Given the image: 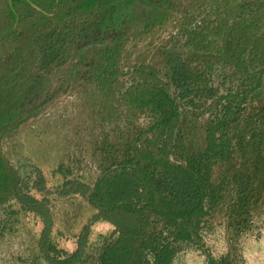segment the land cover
I'll return each instance as SVG.
<instances>
[{"label": "rangeland", "instance_id": "1", "mask_svg": "<svg viewBox=\"0 0 264 264\" xmlns=\"http://www.w3.org/2000/svg\"><path fill=\"white\" fill-rule=\"evenodd\" d=\"M170 1L174 6L164 24L147 33L142 31L141 20L126 28L129 38L121 47L125 75L122 80L128 78L133 67L146 64L171 84L174 94L179 89L172 82L171 55L194 70H203L207 63L214 65L207 89L178 100L185 115L177 129L189 156L206 149L208 132L223 117L229 103L227 97L238 94L248 83L243 70L219 56L226 51L225 41L238 38L241 33L234 26L238 16L230 9L243 0ZM142 10L138 8L139 13ZM99 18V14L76 13L66 22L51 25L37 37L33 47L22 46L25 51L22 69L28 68L30 72L27 80L30 74H35L46 86L38 88L42 91L40 95L38 91L35 93L37 115L0 141V152L23 180V193L39 201L47 200L54 221L52 238L60 249L75 251L83 227L90 225L86 257H90L89 264H99L97 258L105 243L117 237L116 227L104 220L94 222L98 211L91 206L89 193L75 192L92 187L100 173L118 161L115 152H125L139 132L155 123V116L146 109L126 118L127 105L115 104L117 112L110 117L100 82L93 72L101 61L99 49L103 44L78 36L81 27L87 28ZM249 19L242 20L248 21L246 29L251 24ZM31 22L24 15L22 27L30 28ZM223 23L229 26V32L222 38L206 34L208 28L216 30ZM263 26H254L252 30L264 31ZM202 32L208 38L198 39ZM46 42H53L59 59L41 69L34 54L39 56ZM16 47L8 50L0 45V63L16 53ZM64 53L67 59L63 60ZM130 85L129 81L122 91ZM234 107L241 121L230 127H240L241 136L233 142L239 153H230L226 161L213 162L211 169L216 179L238 169L237 178H231L235 188L224 189L220 194L202 223L199 241L174 244L171 264H211L212 259L218 261L227 255L233 264H264V83L260 95ZM219 133L215 136L219 137ZM42 228L41 220L23 210L16 199L0 206V264L24 261L46 264L39 258L37 246ZM163 228L161 224L156 229Z\"/></svg>", "mask_w": 264, "mask_h": 264}, {"label": "trees", "instance_id": "2", "mask_svg": "<svg viewBox=\"0 0 264 264\" xmlns=\"http://www.w3.org/2000/svg\"><path fill=\"white\" fill-rule=\"evenodd\" d=\"M172 6L170 0H0V45L8 50L17 45L16 53L0 63V141L37 115L39 106L34 100L35 93L39 87L46 86L35 74H30L27 80L30 72L28 68L22 69L25 52L22 46L33 47L38 42L37 37L51 25L66 22L76 13L100 15L91 26L81 27L78 36L81 40L89 38L91 43L103 44L99 49L101 61L93 72L100 82L110 117H115L117 112L115 104L128 106L126 118L144 109L155 116V123L139 132L125 152H115L118 161L106 167L92 187L75 192L89 193V202L98 211L94 222L104 220L116 227L117 237L105 243L97 258L99 264H171L174 244L199 241L202 223L220 194L224 189L235 188L231 178H237L238 169L216 179L211 166L218 160L226 161L230 153H239L233 142L241 136L240 127H230L241 121L234 105L261 93L264 31L257 33L252 28L264 25V0H243L230 9L239 17L234 26L241 33L238 38L225 41L226 51L219 56L243 70L248 83L238 94L227 97L229 103L223 117L215 121L208 132L206 149L189 156L177 129L185 115L178 100H186L191 94L207 89L208 75L214 65L207 63L203 70H194L171 55L172 82L179 89L174 94L171 84L146 64L133 67L128 78L122 80L125 75L121 67V47L129 38L126 28L141 20L143 33L150 32L168 20ZM139 7L143 8L142 13L138 12ZM24 15L32 19L30 28L22 27ZM243 17L250 18L248 29L245 28L247 20L242 22ZM228 32L229 26L223 23L216 30L208 28L206 34L222 38ZM203 38L208 36L203 32L198 34V39ZM193 41L195 44L196 40ZM34 55L41 69L59 59L53 42H46L39 56L36 52ZM62 56L63 60L67 59L66 53ZM129 81L131 85L123 92ZM41 92L38 91L39 95ZM218 131L219 137H216ZM23 186L17 170L0 152V206L16 199L23 210L41 220L43 228L37 242L39 258L46 264H89L90 257H86L90 225L83 227L75 251L69 253L60 249L52 238L54 221L47 200L39 201L23 193ZM161 224L164 228L156 229ZM36 262L33 263L38 264ZM211 264H233V261L227 255L218 261L212 259Z\"/></svg>", "mask_w": 264, "mask_h": 264}]
</instances>
